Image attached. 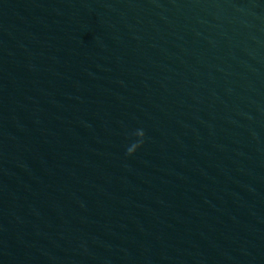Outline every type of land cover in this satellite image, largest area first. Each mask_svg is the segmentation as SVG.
Returning a JSON list of instances; mask_svg holds the SVG:
<instances>
[{"label":"water","instance_id":"95a60500","mask_svg":"<svg viewBox=\"0 0 264 264\" xmlns=\"http://www.w3.org/2000/svg\"><path fill=\"white\" fill-rule=\"evenodd\" d=\"M0 264H264V0H0Z\"/></svg>","mask_w":264,"mask_h":264},{"label":"clouds","instance_id":"9594fccd","mask_svg":"<svg viewBox=\"0 0 264 264\" xmlns=\"http://www.w3.org/2000/svg\"><path fill=\"white\" fill-rule=\"evenodd\" d=\"M136 140L126 149L127 156L131 157L143 146L145 133L143 130L138 129L134 133Z\"/></svg>","mask_w":264,"mask_h":264}]
</instances>
